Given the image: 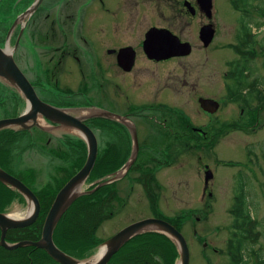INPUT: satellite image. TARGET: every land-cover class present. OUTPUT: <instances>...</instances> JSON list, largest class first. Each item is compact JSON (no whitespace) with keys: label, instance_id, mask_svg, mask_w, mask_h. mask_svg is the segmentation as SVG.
<instances>
[{"label":"flooded vegetation","instance_id":"flooded-vegetation-1","mask_svg":"<svg viewBox=\"0 0 264 264\" xmlns=\"http://www.w3.org/2000/svg\"><path fill=\"white\" fill-rule=\"evenodd\" d=\"M24 1L14 0L5 6L6 1L0 0L5 7L4 12H0V47L8 45L13 50L16 64L43 101L75 108L72 113L76 115L89 108L95 111V116L87 118L85 123L96 135L98 151L104 138L115 142V149L112 146L110 149L113 155L120 157V163L124 160L120 168L135 154L126 175L113 185L114 206L121 198V182L132 189L136 184L141 185L143 195L149 200L145 190L147 173L152 174L153 187L161 188L159 172L172 167L180 156L187 154L202 159L198 150L210 154L216 142L229 135L231 125L237 131L243 130L245 110L251 111V104L260 100L251 99V87L241 90L232 85L231 71L224 73L225 93L215 96L209 94L211 88L204 89V79L210 83L214 77L211 60L221 33L237 40L239 27L233 33L225 22V28L221 26L230 5L234 7L233 0H48L43 10L46 0H41L37 9L23 18V13L35 0L22 8ZM207 28L213 33L208 44L204 37ZM262 29L264 23L258 32ZM167 43L179 47L174 54L163 56ZM146 46L156 52H149ZM73 67L77 68L80 80L77 85H67ZM60 89L70 93L62 94ZM202 98L218 101L219 109L216 112L205 110ZM246 98L251 100L243 103ZM233 104L241 106L240 120L236 113L231 118L228 113L225 120L218 117L219 112ZM25 108L26 99L21 90L0 77V120L18 117ZM41 120L45 125L0 129V167L21 179L38 199L44 188L48 194L55 193V199L66 182L62 180L54 186L40 182L37 165L31 160L37 152L33 147L28 152L29 148L25 147L38 140L40 132L52 135L48 127L55 126L46 118ZM65 135L78 137L70 131L62 137ZM51 141L50 137L45 147H49ZM17 147H21L22 152ZM49 149L50 156L56 159L64 157L65 151L72 155L79 151ZM213 158L222 165L215 152ZM30 163L33 164L28 166ZM207 167L210 166L206 163L203 169L206 171ZM14 169L19 171L20 177L12 173ZM203 184V193L207 198L212 197L209 185L206 187L205 181ZM15 201L26 202L21 193L0 181V212H10L9 207ZM102 202L100 196L99 209Z\"/></svg>","mask_w":264,"mask_h":264},{"label":"rangeland","instance_id":"rangeland-1","mask_svg":"<svg viewBox=\"0 0 264 264\" xmlns=\"http://www.w3.org/2000/svg\"><path fill=\"white\" fill-rule=\"evenodd\" d=\"M7 3L14 2V0H5ZM16 1V0H15ZM46 0L43 4V8L46 7ZM31 0H25L21 5L22 8L29 4ZM4 3L0 4V12H4ZM227 18L222 21L221 26L226 23L228 28L233 33L236 28L239 27L237 20L240 17L239 13L230 5V9L227 12ZM2 18L0 17V26ZM259 29V28H258ZM258 29L253 28L257 32V39H264V29L258 32ZM1 32V31H0ZM227 42L236 43V40L230 35L226 36V33H221L219 39V45H216L213 57L211 60V69L214 70V77L210 83L204 79L203 85L206 88H211L209 94L219 96L225 93L224 82L226 78L224 73L231 68V61L239 58L234 52L235 45L229 46ZM264 57L259 56L255 59L252 69L246 71L248 76L252 79L255 76H261L258 81L264 83ZM73 75L68 76L69 81L67 85L78 84L80 80V74L76 67L70 69ZM62 78V76H61ZM94 82V81H93ZM232 82V81H231ZM66 90H61L60 93L64 94ZM204 91V90H203ZM67 92V91H66ZM205 92V91H204ZM67 93H70L68 91ZM70 100L69 97H67ZM243 106V105H242ZM240 105H229L222 112L218 113V117L222 120L227 118V114H230V118L237 114L240 120ZM252 110H245L244 120L245 127L243 130L237 131L230 126V133L228 136L218 141L215 149L209 154L207 152L198 150L202 154V159L199 157L185 155L180 156L177 163L172 167H165L158 173L159 181L161 182L160 190V209L166 215L172 216L177 212H183L190 210L196 212L194 216L190 217L185 223L182 232L185 235L189 247H190V264H228L229 255L227 253V239L231 234L230 225L233 217L230 214V208L234 201L236 177L240 170H245L246 174L250 177L251 183L249 186L251 211L257 220L261 223L259 230L261 231V237L258 243L255 245V250H260L264 255V101L260 100L251 104ZM260 116L257 124V114ZM225 120V119H224ZM234 120V119H232ZM42 122V121H41ZM43 124V123H41ZM45 125V124H43ZM232 127V128H231ZM253 128V129H252ZM52 135L39 133V139L30 142L29 145H25L28 152L33 150L37 152L34 159L31 158L34 165H37L39 171V181L42 183L50 182L51 186L54 183L61 182L66 179L65 169L70 163L74 161L76 154H81L84 159L85 150L69 153L65 151L68 147L60 142L58 135L63 132H68L67 128H49ZM236 130V131H235ZM51 137V143L49 147H45V143ZM58 138V141L57 139ZM112 148L116 147L115 142L111 139H105L101 142V150L98 151V157L106 156L111 158V163L119 162L120 157L113 155ZM49 148H61L64 150V157L53 158ZM249 148L252 150L250 151ZM17 150H21V147H17ZM217 154L218 160H231L237 163L234 166H223L215 162L213 153ZM39 154V155H38ZM56 155V153H54ZM63 156V155H62ZM184 157V158H183ZM14 160L16 156H12ZM54 161L52 162L51 160ZM82 159V161H83ZM19 160V156H18ZM110 160V159H109ZM254 160V162H253ZM25 163V161H24ZM30 163L28 166H30ZM208 164L214 171V178L211 180L208 190L212 191L214 200L212 201V210L208 211L205 208V201L207 195L203 193V182L205 181V169L204 164ZM67 169V168H66ZM20 170V169H19ZM15 175L20 177L19 171L16 169L12 171ZM89 182L86 181L82 191L88 186ZM60 185V184H59ZM121 198L115 203L113 208L114 215L106 220L99 229V236L103 239H107L120 229L129 225L132 222L154 216L151 208L149 207V200L146 199L142 192V186L139 184L134 185L132 189L127 183L121 182L119 186ZM129 194L128 197H126ZM28 202L18 203L15 201L9 209L12 214L16 216H24L29 209ZM199 217L200 219H197ZM253 264L257 262L252 260ZM52 264V263H47Z\"/></svg>","mask_w":264,"mask_h":264},{"label":"trees","instance_id":"trees-1","mask_svg":"<svg viewBox=\"0 0 264 264\" xmlns=\"http://www.w3.org/2000/svg\"><path fill=\"white\" fill-rule=\"evenodd\" d=\"M240 5L246 7L255 5L256 12L264 13V0H240L236 8H239ZM241 22H243L245 37L234 47L240 57L231 62V77L235 81L232 85H236L237 89L242 88L241 90L245 87H251L252 90L249 93L251 99L255 97L263 102L264 93L258 91L257 88L259 85H264L263 81H258L261 76H255L252 79L246 71L252 69L258 53L264 54V40L259 43L260 50L257 51L255 49L257 38L253 33V25L251 24L253 22L252 16L246 12L243 13ZM260 25L261 23H257L256 26ZM243 47L248 49H241ZM251 99L246 98L243 103L249 102ZM60 142L67 146L68 150H81L82 145L84 146L82 150H85L84 159L81 154L76 155L74 161L66 167L67 169L62 167L66 170V179L63 182H67L83 166L87 150L85 142L79 137L65 135L60 138ZM249 150L252 151L250 148ZM123 161L111 163V158H107L105 155L100 158L97 157L88 182L93 183L113 173L120 168ZM146 177L145 190L151 202L152 212L161 217L163 215L159 210L158 193L152 184V174L147 173ZM114 183L94 189L97 186L95 182L90 186V192L84 193L74 200L54 231V241L58 247L82 259L90 256L103 242V238L98 233L102 224L114 214V200L116 199ZM250 183V177L245 170H240L236 177L234 201L230 208L233 219L230 225L231 234L227 240L228 264H253V258L257 264H264V255L260 250L254 249L261 237L259 230L261 223L251 211ZM46 190L47 188L42 189V193L39 195L41 202L39 218L28 227L10 229L6 237L9 242L25 239L37 240L41 237L45 217L55 196V193L48 194ZM100 196L103 197L101 209L97 205ZM188 216V214H177L166 218L182 231L189 219ZM178 257L177 246L171 238L160 232H145L129 240L111 258L108 264H176ZM0 260L3 264H47L51 261L54 262L45 250L35 246H24L14 250H7L0 246Z\"/></svg>","mask_w":264,"mask_h":264},{"label":"water","instance_id":"water-1","mask_svg":"<svg viewBox=\"0 0 264 264\" xmlns=\"http://www.w3.org/2000/svg\"><path fill=\"white\" fill-rule=\"evenodd\" d=\"M40 2L41 0H35V2L23 13V18L30 16L37 9ZM204 33L205 43L208 44L213 38V33L209 28H207ZM150 46L153 47V45ZM150 46H146V48H148L147 50L155 53L156 51H152ZM177 47L179 46L175 43H167L166 49L162 52L163 56L174 54L178 49ZM0 77L9 84L19 88L26 99V108L23 114L15 118L0 120V129L9 126L29 128L33 125H39L42 123L41 119L46 118L55 127L73 130V132L83 138L87 144V157L83 166L57 193L46 215L41 237L37 240L25 239L17 242L7 241L6 235L9 229L28 227L36 222L40 215L41 204L38 197L22 180L0 167V181L19 191L30 205L28 212L24 216H13L11 212H0V246L8 250L24 246L42 248L53 260L60 264H107L112 256L136 235L145 232H160L171 238L176 244L179 252V258L176 264H190V249L183 233L169 221L157 217H148L130 223L100 244L94 252L86 258H77L58 247L54 241V231L60 219L76 198L83 193L90 192L85 190L82 191V188L94 168L98 155V141L94 131L85 123V120L95 116L96 113L92 108H89L90 110L76 115L72 113L73 110H77L75 108L58 107L40 99L32 83L16 64L13 50H10L8 45H6L5 48L0 47ZM200 101L202 103V108L210 112H216L219 108V102L214 99L202 98ZM137 145L138 142L136 141V148ZM135 157V154L131 156L123 167L107 175V179L97 184L94 189L104 184L111 183L125 175ZM213 176V171L208 168L205 174L206 184L209 183Z\"/></svg>","mask_w":264,"mask_h":264},{"label":"bare ground","instance_id":"bare-ground-1","mask_svg":"<svg viewBox=\"0 0 264 264\" xmlns=\"http://www.w3.org/2000/svg\"><path fill=\"white\" fill-rule=\"evenodd\" d=\"M43 122V121H42ZM43 124H44V122H43ZM13 216L15 215V214H12ZM121 230V229H120Z\"/></svg>","mask_w":264,"mask_h":264}]
</instances>
